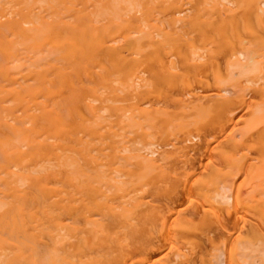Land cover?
<instances>
[{
    "label": "bare ground",
    "instance_id": "6f19581e",
    "mask_svg": "<svg viewBox=\"0 0 264 264\" xmlns=\"http://www.w3.org/2000/svg\"><path fill=\"white\" fill-rule=\"evenodd\" d=\"M263 188L264 0H0V264H246Z\"/></svg>",
    "mask_w": 264,
    "mask_h": 264
},
{
    "label": "rangeland",
    "instance_id": "374dc122",
    "mask_svg": "<svg viewBox=\"0 0 264 264\" xmlns=\"http://www.w3.org/2000/svg\"><path fill=\"white\" fill-rule=\"evenodd\" d=\"M191 76H193L192 73L188 74L186 78H190ZM122 154H125V152ZM245 177H246V174L243 173L240 176V181L242 179H244ZM224 191H225V189H224ZM227 191H228V189H226V192ZM234 240H236V238H234ZM234 240L230 239V243H232V242L234 243ZM236 242H238V241H236ZM251 245L241 243V242H238V244L236 243L234 246L235 248L233 250V254L235 252V255H236V256L234 255V258L236 257L235 259L238 261L239 260L246 261L247 262L246 264H264V243L263 244L262 243H260V244L256 243V244H251ZM217 253L218 252H216V254ZM226 257L229 258V256L220 255V258L218 256V263L223 264V263L227 262L228 259ZM225 259H226V261H225Z\"/></svg>",
    "mask_w": 264,
    "mask_h": 264
}]
</instances>
